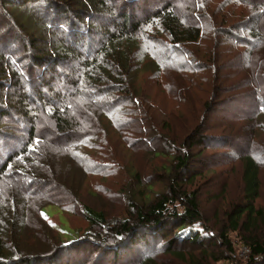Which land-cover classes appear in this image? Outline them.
I'll list each match as a JSON object with an SVG mask.
<instances>
[{"label":"trees","instance_id":"obj_1","mask_svg":"<svg viewBox=\"0 0 264 264\" xmlns=\"http://www.w3.org/2000/svg\"><path fill=\"white\" fill-rule=\"evenodd\" d=\"M11 11L49 29L29 56ZM91 175L118 186L85 193ZM232 180L229 214H205ZM263 182L264 0H0V264L229 263L232 234L264 264Z\"/></svg>","mask_w":264,"mask_h":264},{"label":"rangeland","instance_id":"obj_2","mask_svg":"<svg viewBox=\"0 0 264 264\" xmlns=\"http://www.w3.org/2000/svg\"><path fill=\"white\" fill-rule=\"evenodd\" d=\"M209 2V6H211L212 8H214L215 6L218 5V2L221 0H207ZM129 10V8H128ZM185 10V9H184ZM12 14L14 15V23L13 22H7L5 24V26H15L13 28H15V32L19 33V36H22L21 43L19 44L20 47H24L26 50V54L29 56L30 52L28 51V48L32 47L34 44L33 39L34 38H38L40 36H42V31H45V35L47 37H49L48 34V28H46L44 25H40V26H35V22L34 19H30L31 23H27L29 18L27 15L30 13V11H27V13L25 15H23L20 12H16L14 13L13 11H11ZM32 24H34V26H32ZM46 30H45V28ZM11 28V27H10ZM47 40V39H45ZM27 41V42H25ZM30 45V46H29ZM201 49L202 51L204 50H208L209 48L212 49L213 47V41L212 38L208 37L206 40L203 41L202 45H201ZM204 55V54H203ZM204 58H206V55H204ZM147 74V70L142 71V73L140 74V76H143ZM159 80L154 79L153 83L151 85V88L149 90V92L147 93L148 95H150L151 97L157 99L161 104L165 105L166 102L169 104V100L167 95L165 94V92L163 91L164 89L162 88V84L160 82L159 84ZM142 81L140 82L139 80V84L137 85L138 87H136V91H138L141 87H142ZM230 83H224L223 87L224 90H226V88L230 87ZM139 88V89H138ZM163 89V90H162ZM228 96L227 93H225L224 97H223V101L225 100V98ZM222 96L218 97V100H221ZM166 106L167 109L164 108V112H167L169 110V107ZM262 132V131H261ZM112 142L114 143V146L116 148V150L118 151L120 157L122 158V161L124 162V164H126L128 170L131 169L133 170V161H132V155L131 153L123 146L121 145L120 142H116V140L112 137L111 138ZM239 145L242 147L244 146V139L242 138H238L237 139ZM90 151V150H89ZM93 152V151H91ZM134 171V170H133ZM131 171V172H133ZM213 174L215 173H211L208 172L207 175L201 180V186L203 187H210L209 184L210 183V176H213ZM216 175V174H215ZM239 176V175H238ZM239 178H237L238 180ZM121 180V178H120ZM234 181L232 180L231 183L229 184V193H228V199L226 200H220V201H216V202H211V205L208 206V202H209V197L207 198V200L204 203V212L205 214L208 213H212L213 211H217L219 210L222 216V218L224 219L229 212L231 211L232 207L235 205V203L238 201L239 197H240V191H238L236 189V185L238 181ZM219 181V180H217ZM216 184V183H215ZM98 186H103L105 189H109V190H116L117 186H118V182L115 179H104L101 178L100 176H94L91 175L88 177V179H85V183H84V192L85 193H92V194H96L95 192H98ZM217 188V186H213V189ZM49 194H52L51 192ZM262 194H263V199L261 201H259V205H262V207H264V182H263V190H262ZM48 195V194H47ZM205 197L203 198V202H204ZM94 202L97 203L99 201L98 198H93ZM102 204V203H99ZM105 204V203H104ZM213 210V211H212ZM43 214L45 215V219L51 224L53 225L58 233V237H60L61 239H63L66 242H71L73 240H75L78 236V234L76 233V231L81 232V230H84L86 225L82 222V220L75 218L74 216H71L67 213H65L64 211L60 210L59 208L53 207V206H49L46 207L43 210ZM35 223V222H34ZM75 230V231H74ZM32 231L33 234H35L36 232L38 233V235L40 237H46V234L44 233V231L42 230H30ZM60 234V235H59ZM264 236V233H263ZM232 243L234 246V253H232L233 255H239V251L241 250V248L243 247H249L246 244H244L242 242V238L241 235H237V234H232ZM251 253L249 254L247 259H237L239 264H245L249 257H250ZM231 256V260L229 263H217V264H236V261H233V257ZM165 263L167 264H182L181 262L175 261V260H167Z\"/></svg>","mask_w":264,"mask_h":264},{"label":"built area","instance_id":"obj_3","mask_svg":"<svg viewBox=\"0 0 264 264\" xmlns=\"http://www.w3.org/2000/svg\"><path fill=\"white\" fill-rule=\"evenodd\" d=\"M251 253V250L249 247H243L241 248V250L239 251V255H233V261H236V264H239L238 263V258L239 259H247L249 254Z\"/></svg>","mask_w":264,"mask_h":264}]
</instances>
